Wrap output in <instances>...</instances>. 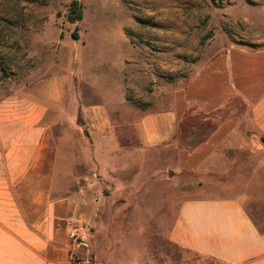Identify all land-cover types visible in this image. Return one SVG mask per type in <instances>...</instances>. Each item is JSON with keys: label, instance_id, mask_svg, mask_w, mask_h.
<instances>
[{"label": "rangeland", "instance_id": "obj_1", "mask_svg": "<svg viewBox=\"0 0 264 264\" xmlns=\"http://www.w3.org/2000/svg\"><path fill=\"white\" fill-rule=\"evenodd\" d=\"M71 1L0 0V97L31 93L67 121L56 135L62 195L80 219L75 262L199 264L167 241L193 184L171 150L138 144L134 123L196 66L248 45L253 0H79L70 23Z\"/></svg>", "mask_w": 264, "mask_h": 264}, {"label": "crops", "instance_id": "obj_2", "mask_svg": "<svg viewBox=\"0 0 264 264\" xmlns=\"http://www.w3.org/2000/svg\"><path fill=\"white\" fill-rule=\"evenodd\" d=\"M244 20L248 45L196 66L166 107L134 123L138 144L171 150L193 184L167 241L199 264H264V0ZM65 123L31 93L0 97V264H76L78 206L62 195L56 135Z\"/></svg>", "mask_w": 264, "mask_h": 264}, {"label": "trees", "instance_id": "obj_3", "mask_svg": "<svg viewBox=\"0 0 264 264\" xmlns=\"http://www.w3.org/2000/svg\"><path fill=\"white\" fill-rule=\"evenodd\" d=\"M82 19V6L79 0H72L68 7L67 20L70 23L78 22ZM72 38L77 39V33H72Z\"/></svg>", "mask_w": 264, "mask_h": 264}, {"label": "built area", "instance_id": "obj_4", "mask_svg": "<svg viewBox=\"0 0 264 264\" xmlns=\"http://www.w3.org/2000/svg\"><path fill=\"white\" fill-rule=\"evenodd\" d=\"M70 237L73 239V240H76L77 238V229L74 228L71 233H70Z\"/></svg>", "mask_w": 264, "mask_h": 264}, {"label": "water", "instance_id": "obj_5", "mask_svg": "<svg viewBox=\"0 0 264 264\" xmlns=\"http://www.w3.org/2000/svg\"><path fill=\"white\" fill-rule=\"evenodd\" d=\"M263 145H264V140L262 141Z\"/></svg>", "mask_w": 264, "mask_h": 264}]
</instances>
